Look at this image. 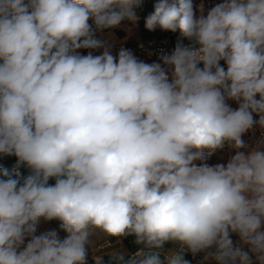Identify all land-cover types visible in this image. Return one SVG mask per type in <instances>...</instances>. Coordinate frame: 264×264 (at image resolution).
I'll return each mask as SVG.
<instances>
[{"label": "clouds", "instance_id": "clouds-1", "mask_svg": "<svg viewBox=\"0 0 264 264\" xmlns=\"http://www.w3.org/2000/svg\"><path fill=\"white\" fill-rule=\"evenodd\" d=\"M142 4L0 0V156L28 169L0 179V264H87L98 237H134L112 264H264V0H155L145 28L179 37L152 63L113 53Z\"/></svg>", "mask_w": 264, "mask_h": 264}, {"label": "built area", "instance_id": "built-area-1", "mask_svg": "<svg viewBox=\"0 0 264 264\" xmlns=\"http://www.w3.org/2000/svg\"><path fill=\"white\" fill-rule=\"evenodd\" d=\"M221 2L222 0H193L194 6H196V8H198L200 4L204 5L205 13L211 7ZM152 3V5H154L155 0H152ZM153 10L154 9L149 10L147 7V0H143L141 8L136 10L139 17L137 23L135 25H133L131 22H125L122 24L128 26L130 30L136 29L135 31L137 32V35L135 37L124 36L126 38L116 39L115 46L113 48L114 54L118 52L121 46H123L125 48L131 49L134 54L144 62L152 63L157 61V58L162 51L170 53L174 49L179 37L178 32L173 33L170 31H161L160 29L150 32L145 28V18ZM119 29H121V27L112 31L115 32ZM184 43L187 44L189 41L185 40ZM81 52L82 54H87V50H81Z\"/></svg>", "mask_w": 264, "mask_h": 264}, {"label": "rangeland", "instance_id": "rangeland-1", "mask_svg": "<svg viewBox=\"0 0 264 264\" xmlns=\"http://www.w3.org/2000/svg\"><path fill=\"white\" fill-rule=\"evenodd\" d=\"M153 4V3H152ZM151 4L149 10L154 9ZM196 12L197 15H199V8H196ZM206 14V13H205ZM127 22V21H126ZM125 23V22H123ZM136 29L133 30H129L128 26L126 25H122L121 29H119L118 31L113 32L114 33V38L119 39V38H126L124 36H128V33H136L135 31ZM134 31V32H133ZM258 98V97H257ZM232 108H237L238 104L234 101H229L228 102ZM254 118L258 119V117L255 116L254 114ZM256 135H259V132H256ZM253 137V134L251 132L244 134L243 139L246 142H251ZM234 154V150H230L227 146L222 150V151H218L214 156H212L210 158V160L208 161L210 164H214L217 162H221V163H226L227 159ZM16 170H13L11 173L8 174V176H5L3 174V169L0 167V179H7L9 176H11L12 178H17L16 176ZM20 173V172H19ZM21 180L23 179V175L20 173V177ZM50 183H54V181H50ZM55 230L58 234V236L63 239L66 237V233L60 228V222L58 220H52V221H44L43 219L40 222L39 227L37 228V235L47 232V231H52ZM233 239L236 240L237 237L233 236ZM172 247V246H171ZM122 249L123 251H125L127 253V249L123 244H116L115 238H109L108 240H106L103 237H98V238H94V240L91 243V246L88 249V257H87V264L92 260V259H99L103 254L106 253H111L114 250H120ZM198 261H201L202 257L201 255H197ZM209 263H213V262H209ZM253 264H256L255 259L253 258Z\"/></svg>", "mask_w": 264, "mask_h": 264}, {"label": "trees", "instance_id": "trees-1", "mask_svg": "<svg viewBox=\"0 0 264 264\" xmlns=\"http://www.w3.org/2000/svg\"><path fill=\"white\" fill-rule=\"evenodd\" d=\"M152 4V0H147V7L150 8ZM223 64V62H221ZM16 164V158L15 157H4L0 156V167L7 171V173H11L13 170L19 171L23 177L28 175V169L26 167H21L18 170L15 168ZM122 244L126 247L127 253H135L138 250V246L134 243V237H127L123 239ZM172 245H166V247H171ZM127 258V257H126ZM186 259H188L191 264H200V261H198L197 256L193 257L191 254H187L185 256ZM97 260L100 261V264H112L110 253L103 254L99 259H92L88 264H97ZM209 264H215L209 263Z\"/></svg>", "mask_w": 264, "mask_h": 264}, {"label": "crops", "instance_id": "crops-1", "mask_svg": "<svg viewBox=\"0 0 264 264\" xmlns=\"http://www.w3.org/2000/svg\"><path fill=\"white\" fill-rule=\"evenodd\" d=\"M129 29V28H128ZM130 30V29H129ZM134 32V31H133ZM136 36V33L134 32V33H132V31H131V33H128V36H126V37H135Z\"/></svg>", "mask_w": 264, "mask_h": 264}]
</instances>
